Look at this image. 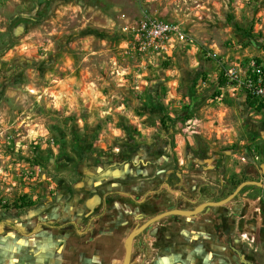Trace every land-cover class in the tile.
I'll list each match as a JSON object with an SVG mask.
<instances>
[{
    "label": "rangeland",
    "instance_id": "374dc122",
    "mask_svg": "<svg viewBox=\"0 0 264 264\" xmlns=\"http://www.w3.org/2000/svg\"><path fill=\"white\" fill-rule=\"evenodd\" d=\"M146 16L186 42L134 56ZM256 68L264 0H0V264H121L148 219L264 183ZM131 264H264V192L159 220Z\"/></svg>",
    "mask_w": 264,
    "mask_h": 264
},
{
    "label": "built area",
    "instance_id": "2783aa9c",
    "mask_svg": "<svg viewBox=\"0 0 264 264\" xmlns=\"http://www.w3.org/2000/svg\"><path fill=\"white\" fill-rule=\"evenodd\" d=\"M174 40L185 43L181 31L164 21L146 16L131 29V53L134 56L146 58L149 61L166 59L169 52L175 50ZM228 81L237 80L236 72L226 71ZM246 94L257 101L264 108V71L253 69L252 75L243 76L242 81Z\"/></svg>",
    "mask_w": 264,
    "mask_h": 264
},
{
    "label": "water",
    "instance_id": "95a60500",
    "mask_svg": "<svg viewBox=\"0 0 264 264\" xmlns=\"http://www.w3.org/2000/svg\"><path fill=\"white\" fill-rule=\"evenodd\" d=\"M247 186L257 187L261 189L264 192V183L258 182V181H244L240 183L236 189L226 198L220 200V201H209L204 202L192 210H182V209H169L165 212H162L150 219H148L146 222H144L142 225L136 226L126 237L124 241V258L122 260V264H129L130 262V255H131V249H132V241L135 237L143 233L148 227H150L152 224L158 222L161 219H164L169 216H180V217H186L191 218L196 216L197 214H200L203 211L209 210L212 207H222L229 203L234 197L238 195V193Z\"/></svg>",
    "mask_w": 264,
    "mask_h": 264
},
{
    "label": "trees",
    "instance_id": "16d2710c",
    "mask_svg": "<svg viewBox=\"0 0 264 264\" xmlns=\"http://www.w3.org/2000/svg\"><path fill=\"white\" fill-rule=\"evenodd\" d=\"M227 81H228V79L226 77H224L223 75H221L219 78L218 85L220 87H222L227 83ZM246 103L252 109L258 110V107L263 108L261 105L257 104V101L255 99H253L252 97H250L249 95H248V98L246 99ZM27 204H28L27 202H20V203L15 202L13 204V206H14V208L21 209V208L26 207Z\"/></svg>",
    "mask_w": 264,
    "mask_h": 264
},
{
    "label": "clouds",
    "instance_id": "9594fccd",
    "mask_svg": "<svg viewBox=\"0 0 264 264\" xmlns=\"http://www.w3.org/2000/svg\"><path fill=\"white\" fill-rule=\"evenodd\" d=\"M109 27H112L111 22H109ZM49 47H50V45H49ZM21 50H26V49H21ZM45 50H47V49H45ZM96 95H99V93H97ZM57 99H58V97H57ZM117 111H119V109H117ZM193 123H195V122H193ZM110 131H111V135L113 137H118L121 135V133L115 129H110ZM146 131H150V130L141 129V134L142 135L145 134Z\"/></svg>",
    "mask_w": 264,
    "mask_h": 264
},
{
    "label": "flooded vegetation",
    "instance_id": "af4514ba",
    "mask_svg": "<svg viewBox=\"0 0 264 264\" xmlns=\"http://www.w3.org/2000/svg\"><path fill=\"white\" fill-rule=\"evenodd\" d=\"M145 222H146V221H145ZM142 224H143V223H142ZM142 224H141V225H142ZM134 228H135V227H134ZM134 228H133V229H134ZM141 234H142V233H141ZM127 236H128V235H127ZM135 238H136V237H135ZM135 238H134V239H135ZM134 239H133V241H134ZM133 241H132V247H133ZM124 252H125V251H124V245H123V257H122V260H123V258H124ZM131 257H132V249H131V255H130V262H129V264H131ZM121 264H122V263H121Z\"/></svg>",
    "mask_w": 264,
    "mask_h": 264
}]
</instances>
